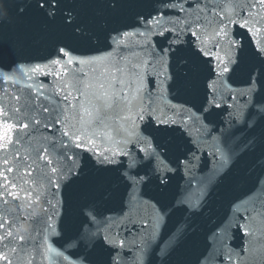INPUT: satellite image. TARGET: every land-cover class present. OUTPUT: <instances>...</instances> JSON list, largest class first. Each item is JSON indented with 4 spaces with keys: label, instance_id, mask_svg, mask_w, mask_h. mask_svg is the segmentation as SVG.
<instances>
[{
    "label": "water",
    "instance_id": "obj_1",
    "mask_svg": "<svg viewBox=\"0 0 264 264\" xmlns=\"http://www.w3.org/2000/svg\"><path fill=\"white\" fill-rule=\"evenodd\" d=\"M0 264H264V0H22Z\"/></svg>",
    "mask_w": 264,
    "mask_h": 264
}]
</instances>
